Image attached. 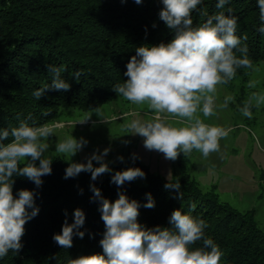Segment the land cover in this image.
I'll list each match as a JSON object with an SVG mask.
<instances>
[{
	"label": "trees",
	"instance_id": "obj_1",
	"mask_svg": "<svg viewBox=\"0 0 264 264\" xmlns=\"http://www.w3.org/2000/svg\"><path fill=\"white\" fill-rule=\"evenodd\" d=\"M216 3L203 0L198 8L214 15L220 11ZM228 7L238 18L236 35L247 36L244 43L254 67L264 61L257 0H229L225 9ZM162 8V0H142L140 4L135 0H0V129L18 127L29 114L32 120L28 123L39 126L58 118L65 107L90 110L114 100L118 95L113 85L128 79L126 65L136 49L173 39L174 32L159 18ZM193 21L201 22L195 11ZM49 64L66 68L61 75L70 90H49L37 100L32 92L51 83ZM253 67L237 69L235 78H245ZM77 70L83 73L79 82L72 76ZM68 165L62 157L52 158V172L42 177L39 188L25 177H13V195L21 189L33 191L39 212L24 226L21 250L17 254L9 251L0 264H65L69 258L103 254L102 199L94 196L93 184L111 203L120 193L137 201V222L148 229L171 227L169 218L177 209L205 220V236L224 253L220 264H264V230L254 213L240 211L216 192L204 190L189 172L168 179L137 161L134 168L145 173L146 184L132 181L118 187L111 177L124 170L121 166L92 181L89 172L65 179ZM170 182H178L180 189H166ZM148 194L155 202L153 208L144 207ZM77 208L85 215L79 229L85 234L83 238L74 236L71 248H62L53 236L61 233L65 220L74 222ZM201 246L202 241L193 245Z\"/></svg>",
	"mask_w": 264,
	"mask_h": 264
},
{
	"label": "clouds",
	"instance_id": "obj_2",
	"mask_svg": "<svg viewBox=\"0 0 264 264\" xmlns=\"http://www.w3.org/2000/svg\"><path fill=\"white\" fill-rule=\"evenodd\" d=\"M141 2L135 0L137 4ZM228 3L229 0H217L215 7L220 11L209 15L203 7L198 8L203 0H162L159 18L174 32L173 39L167 44L138 47L136 55L126 65L124 75L128 79L113 85V91L119 97L144 106L145 114L152 117L143 122H127L126 133L143 137L146 149L163 153L167 160L175 161L181 153L186 157L193 150L204 158L214 152L220 153V140L231 131L205 123L200 115L207 118L215 114L218 85L233 80L237 69L253 67L248 46L244 43L247 36L236 35L238 18L231 7L225 9ZM257 6L260 21L257 31L264 34V0H257ZM194 11L201 17V22L196 24ZM47 71L51 83L32 92L37 100L49 90H70V84L61 75L66 71L63 65L49 64ZM82 74L77 70L72 76L79 82ZM248 87L255 88L256 83L249 82ZM232 99L226 97L222 106L227 107ZM261 104H264V94L253 93L240 112L251 119L252 107ZM94 111L100 117L99 109ZM90 117L91 114H86L77 123H87ZM30 120L31 114L26 120H20L18 127L0 129V259L9 251L17 254L21 250L24 226L39 212L33 191L21 189L13 195V177H25L39 188L43 184L42 177L52 172V156L46 153L55 126H36L34 121L30 125ZM87 143L83 137L77 139L72 135L57 140L55 153L69 161L65 179L89 172L95 181L112 171L104 162L110 151L108 148L99 154L94 152L87 158V163L71 162V157L82 151ZM221 158H224L223 154ZM36 161H39L38 166ZM93 161L99 166L94 167ZM137 178H145V173L140 168H128L116 171L111 183L121 187ZM90 187L94 196L102 199L101 219L106 229L100 240L103 254L69 258L65 264H220L224 253L213 239L205 236L208 227L205 220L177 209L169 218L171 227L148 229L137 222L140 206L137 201H130L120 193L111 203L101 197L100 189L94 184ZM164 187L179 190L180 184L170 182ZM178 198L182 199V193ZM154 206L155 202L148 194L144 207ZM84 223L85 215L77 208L74 222L69 224L65 220L61 233L54 234L53 240L62 248H71L74 236L83 238L85 233L79 229ZM198 241H202V246L193 247Z\"/></svg>",
	"mask_w": 264,
	"mask_h": 264
},
{
	"label": "rangeland",
	"instance_id": "obj_3",
	"mask_svg": "<svg viewBox=\"0 0 264 264\" xmlns=\"http://www.w3.org/2000/svg\"><path fill=\"white\" fill-rule=\"evenodd\" d=\"M249 82H255L256 87H248ZM253 93L264 94V61L256 64L245 78L238 76L231 84L218 85L215 114L207 118L200 114L205 123L231 130L220 140V153H211L207 158L193 150L188 156L181 153L171 161L165 159L163 153L146 149L144 138L126 133L125 125L132 120L143 122L152 118L151 115L145 114L144 106L134 105L119 96L90 110L62 109L58 118L47 123L55 126V134L49 138L50 148L46 155L58 156L55 153L57 140L72 135L77 139L83 137L88 143L71 157V162L87 163L94 152L99 154L108 148L110 151L104 162L112 171L119 166L124 170L134 168L137 161L168 179L187 171L204 190L216 192L221 200L240 211H252L264 230V104L252 107L251 119L240 112ZM228 96L233 99L223 107ZM95 109H99L100 117ZM86 114H91L90 120L77 123ZM93 165L99 166L96 161ZM134 182L146 184V178H137Z\"/></svg>",
	"mask_w": 264,
	"mask_h": 264
}]
</instances>
